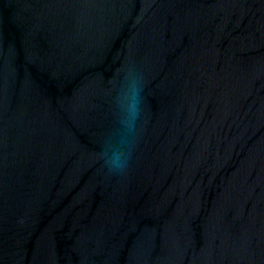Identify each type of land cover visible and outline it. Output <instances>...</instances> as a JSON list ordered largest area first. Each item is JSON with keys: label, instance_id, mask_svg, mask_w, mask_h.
Returning <instances> with one entry per match:
<instances>
[{"label": "water", "instance_id": "1", "mask_svg": "<svg viewBox=\"0 0 264 264\" xmlns=\"http://www.w3.org/2000/svg\"><path fill=\"white\" fill-rule=\"evenodd\" d=\"M0 264H264V0H0Z\"/></svg>", "mask_w": 264, "mask_h": 264}]
</instances>
